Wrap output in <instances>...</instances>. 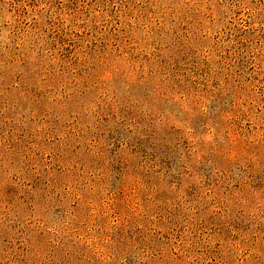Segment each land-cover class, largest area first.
<instances>
[{
    "label": "rangeland",
    "instance_id": "rangeland-1",
    "mask_svg": "<svg viewBox=\"0 0 264 264\" xmlns=\"http://www.w3.org/2000/svg\"><path fill=\"white\" fill-rule=\"evenodd\" d=\"M0 264H264V0H0Z\"/></svg>",
    "mask_w": 264,
    "mask_h": 264
}]
</instances>
